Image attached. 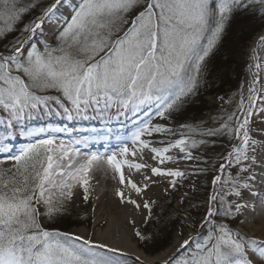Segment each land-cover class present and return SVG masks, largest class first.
I'll return each instance as SVG.
<instances>
[{"label": "snow or ice", "instance_id": "obj_1", "mask_svg": "<svg viewBox=\"0 0 264 264\" xmlns=\"http://www.w3.org/2000/svg\"><path fill=\"white\" fill-rule=\"evenodd\" d=\"M244 12L264 24V0H0V264H149L113 241L155 245L162 230L147 225L163 217L150 189L179 191L189 172L168 164L181 160L192 174L212 173L205 211L199 221L185 217L194 231L178 233L151 264H264V231L247 228L251 201L264 209V29L236 96L219 98L228 107L211 124L170 126L197 99L210 58ZM54 119L64 124L31 126ZM81 122L102 129L84 135ZM128 124L130 135L118 128ZM154 134L165 135L162 147ZM217 144L225 150L210 153ZM94 169L111 174L119 204L145 227L132 218L121 233L105 221L100 238L55 226L77 199H93Z\"/></svg>", "mask_w": 264, "mask_h": 264}, {"label": "rangeland", "instance_id": "obj_2", "mask_svg": "<svg viewBox=\"0 0 264 264\" xmlns=\"http://www.w3.org/2000/svg\"><path fill=\"white\" fill-rule=\"evenodd\" d=\"M66 6L70 4V0H63ZM259 21L258 23H260ZM241 28H248L247 31L241 30ZM244 34L245 37H247L249 34L252 35L249 31V27H238L235 26L231 30L233 33V38L231 40H227V43L230 42L231 47L233 48L234 52H232L233 59L235 60V64L231 68V87L227 88L224 93H219L215 95H209L205 98L206 106L212 110L213 115H216L218 111H215L214 109L222 108V107H228L227 104H224L219 98L220 97H225L227 99L229 96H236L240 86L242 83H244V77H245V67H246V53L247 49L249 47L250 42L252 39L256 36L257 33H255L252 38L250 39L249 42L247 43H241L238 38L239 31ZM259 33V32H258ZM214 117V116H213ZM153 123H161L164 124L165 122L163 120H160L159 118H154ZM53 126V125H52ZM178 130V129H177ZM168 139H176L179 137H172L168 136ZM258 138V136H257ZM153 141H156L155 145L157 144L158 147H162L163 145L159 144V141L165 139L164 134H154L153 137H151ZM159 140V141H158ZM22 144V143H21ZM225 150L224 146H215V148H210L208 151L210 153H219ZM180 155L178 150H172V152L168 153V155ZM197 155H203V154H197ZM169 167L171 166H180L181 169H186L189 172V178L185 180L184 186L180 188L179 191L174 192V193H169L167 197L164 196L163 192L159 191L158 193L156 189H150V195L153 196L157 200V206L154 209L155 213L157 216H162L164 217L163 208L166 207L170 202L174 203L173 205V214L171 217L167 219V222H162L159 225L162 226V234L159 235L160 237H165L166 234L169 232H172L170 243L168 244L167 247L163 248L162 251L159 252V254H156L154 256H150L145 252V250L141 249V247H135L137 250L141 251L144 253L145 256H147L150 259L155 258L156 256H159L160 254L164 253L166 250L169 248L173 247L175 240L179 239L178 233H185L188 234L189 232L194 231V229L185 227L182 224V221L184 220L185 217L189 218V222H194V221H199L201 218V215L205 211V203L204 201L206 200L207 193L210 191V184H209V179L212 175V173H208L207 175H196L192 174V162L191 161H183L181 160L178 164L173 165V164H168ZM136 175H139L136 173ZM138 179L140 180L141 177L140 175L138 176ZM91 185L94 189V194H93V199L89 201L88 204H84L82 200L77 199L75 202L74 207L71 209V215L70 219H67V223L75 222L78 223L80 221L82 222H88V225H76L70 227L67 231L70 232H81V233H92L95 231L97 235L103 236L105 234V229L101 227V225L105 224V221H107L110 224L111 229H116L119 228L120 232L123 233L125 231V224L129 219L135 218L137 220V226L138 227H145V225L141 224V216L135 213V211L131 208V206H121L119 204L118 198L114 196H108L106 195L103 197V201H99L95 199V196H97L95 192V188L93 185V182L91 180ZM208 186V189L206 188ZM163 187V186H159ZM82 191V189H81ZM206 191V192H205ZM184 192L188 193V196L185 197L184 202H180V198ZM251 203H255L256 206H259L258 201H251ZM90 206H95L96 212L92 213L90 211ZM183 211H187V213H183ZM118 217H120L118 219ZM118 219V225H115V220ZM66 221H60L61 224L66 225ZM112 221V222H111ZM87 223V222H86ZM150 227L148 228L150 231H153V224L154 222H149ZM114 224V225H113ZM260 225V218L257 216L256 218L253 217L252 223L247 225V228H255ZM113 226V227H112ZM149 226V224H148ZM130 236V235H129ZM120 237L122 236H117L115 241L120 240ZM118 239V240H117ZM168 240V238H165V242ZM119 242V241H118ZM168 242V241H167ZM134 244V243H133ZM165 244L164 242H160L158 246Z\"/></svg>", "mask_w": 264, "mask_h": 264}, {"label": "trees", "instance_id": "obj_3", "mask_svg": "<svg viewBox=\"0 0 264 264\" xmlns=\"http://www.w3.org/2000/svg\"><path fill=\"white\" fill-rule=\"evenodd\" d=\"M259 21H260L259 16H254L251 12H244L238 15L233 20L231 27L228 29L227 33L224 36L222 49L214 57L210 58L208 70L205 73L204 81L200 88V93L197 99L193 104L189 105L182 114H177L175 117V121L172 124H170V126L174 128H179L181 124H185V123L191 124V123L207 122L211 124L210 118L213 116L215 117L217 114L216 115L211 114L213 112L211 109H209L206 106L205 98L209 95L224 93L227 88L231 87L232 84L230 75H231V68L235 64L234 62L235 60L233 59V57H235V54L234 56L232 55V52H234L233 48L231 47L232 43L230 42L227 43V40L229 38H230L229 40H231L234 37L233 36L234 32L232 33L231 30L235 26L238 27L248 26L250 30L249 32L252 33V35L249 34L247 37H245V33L243 34L241 32V30L247 31L248 28H241L238 35L239 40H241L240 42L245 44L250 41V39L255 33L260 32L264 28V24H262L261 22L258 23ZM214 110L219 112L221 108ZM218 145L220 144H217L216 146ZM220 146L226 147V145H220ZM206 188L208 189V186H206ZM162 212L164 213L165 216L160 221V223L162 222L166 223L167 219L171 217L173 214V203L170 202L166 207L163 208ZM72 213L70 212L68 216L62 218V221H66L67 219L72 218L70 217ZM183 213L188 214L187 211L185 212L183 211ZM68 221H66L65 223H67ZM86 222H82V221L78 223L71 222V223H67L66 225L59 223L55 226L62 230H68L70 227L72 226L74 227L76 225L87 226L89 221ZM150 224L151 223H149V226L147 225L148 228L150 227ZM160 225L157 226V224L154 223L153 231L159 232L160 230H162L161 228L162 226ZM171 235L172 232L166 234L165 237L158 236L155 245H149L147 248L141 247V249L145 250V252L150 256H154L158 254L160 251H162L163 248L168 246V244L170 243L169 241L171 239ZM165 238H168V240L166 239L168 242L167 241L165 242ZM160 242H164L165 244L158 246Z\"/></svg>", "mask_w": 264, "mask_h": 264}, {"label": "bare ground", "instance_id": "obj_4", "mask_svg": "<svg viewBox=\"0 0 264 264\" xmlns=\"http://www.w3.org/2000/svg\"><path fill=\"white\" fill-rule=\"evenodd\" d=\"M257 35H258V33L252 39V41L250 42L249 47L247 49V53H246V66H247V64L249 62V54H250V51H251V49H252V47L254 45V42L257 39ZM246 71H247V68L245 67V74H246ZM56 121H59L58 124H57V126H62L60 123L64 124V121H62V120H56ZM38 122L39 121L31 122V126H34V127L35 126H39V125L40 126H45L47 124H51L53 126L56 125V123H54L52 120L51 121H46V122L42 121V123L39 122V124H38ZM95 123H98V122H95ZM76 128L82 134L87 135V134L91 133L94 130L95 131H100L102 129V126L99 125V124H94L93 122H89V124H86V122H81V123H78L76 125ZM118 128H119L120 131L125 132V133H128L130 135L129 129L132 128V125L131 124H128L126 127L118 126ZM18 140L15 141V143H17ZM154 146H157L158 147L157 144L154 145ZM97 149H99L100 151H103L104 150L99 144H97L95 146V148H93V150H97ZM149 156H150L149 150L146 149L145 150V153H144L145 159H148V162L149 163H155V161H152L151 159H149ZM137 162H139V161L137 160ZM171 167H180V166H171ZM125 173H126V175H128V169H125ZM133 175L135 176V178L137 180H139L138 179V176L139 175H136V173L134 171H133ZM90 179L93 182V185H94L95 192H96L97 196H99V199H98L99 201L102 202L103 201V197H105L106 195H108V196H114L115 195L114 194V190H115V188L118 185H117V182L111 178V174L110 173H106L103 169H94V171H93ZM161 188L162 187H159L158 186L155 189H156V191L158 193H160L161 192ZM246 216H247V213H246ZM257 216H259V218H260V225L257 226V227H255V228H252L251 227L249 229H252L256 233V235H259L262 231H264V209H262L260 206H256L255 212L253 214V217L254 218H256ZM119 218L120 217H118V219ZM118 219L115 220V225L116 226L118 225ZM104 235L103 236L99 235V237L100 238H104ZM178 240L179 239H176L175 240V243H174L173 247L169 248L164 253L160 254L159 256H156L153 259H150L147 256H145L143 252H141L139 250H137V251H139L140 253H142L143 254V258L146 259L149 262V264H151V262L154 261V260H157V259H161L162 260L170 251L173 250V248L176 245V243H177ZM118 241H119L120 244H122L124 246L135 247V244H133V242L131 240V237L129 235L128 236H122V237H120V240H118ZM118 241H115L114 240L113 242H118Z\"/></svg>", "mask_w": 264, "mask_h": 264}]
</instances>
